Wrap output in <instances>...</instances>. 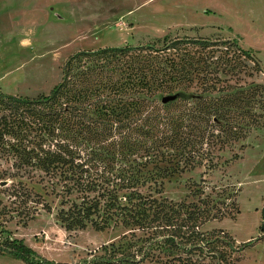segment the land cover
<instances>
[{
    "label": "trees",
    "instance_id": "16d2710c",
    "mask_svg": "<svg viewBox=\"0 0 264 264\" xmlns=\"http://www.w3.org/2000/svg\"><path fill=\"white\" fill-rule=\"evenodd\" d=\"M261 73L249 51L220 38L167 35L146 45L79 52L49 94L0 93V158L14 170L0 180L18 179L8 193L23 219H33L39 206L52 212L24 182L38 177L62 199L58 219L68 231L133 230L86 264H206L194 258L205 242L235 239L200 226L234 215L214 214L203 189L193 193L197 203L170 202L161 197L164 180L213 166L218 148L242 139V115L260 123L264 115L255 110L259 104L264 111V86L255 79ZM176 94L191 98L163 103ZM243 124L246 135L252 123ZM0 253L25 264H61L18 239L0 241Z\"/></svg>",
    "mask_w": 264,
    "mask_h": 264
},
{
    "label": "rangeland",
    "instance_id": "374dc122",
    "mask_svg": "<svg viewBox=\"0 0 264 264\" xmlns=\"http://www.w3.org/2000/svg\"><path fill=\"white\" fill-rule=\"evenodd\" d=\"M167 35L236 42L260 62L262 73L255 81L264 86V0H0V93L31 98L49 94L61 82L64 65L73 55L146 45ZM181 96L178 99L191 98ZM256 106V113L264 115L261 106ZM245 122L252 123L246 135ZM259 122L242 115V139L218 148L213 166L198 165L164 180L162 198L197 203L200 195L193 193L203 189V197L216 205L214 214L223 209L234 215L200 226L201 232L222 230L235 239L229 243L222 234L221 239H211V244L205 242V249L194 256L203 263L219 264L226 257L223 264H264V116ZM10 170L11 164L0 158V178ZM17 181L0 180L1 242L23 240L50 261L86 264L133 231L123 226L97 231L91 225L68 231L58 219L62 199L52 193L50 185L38 183V177L24 182L42 195L52 212L39 206L33 219H23L18 216V200L8 193ZM134 231L139 237L144 235ZM212 247L217 252H210ZM0 264L25 263L0 253Z\"/></svg>",
    "mask_w": 264,
    "mask_h": 264
},
{
    "label": "water",
    "instance_id": "95a60500",
    "mask_svg": "<svg viewBox=\"0 0 264 264\" xmlns=\"http://www.w3.org/2000/svg\"><path fill=\"white\" fill-rule=\"evenodd\" d=\"M178 97H179V95H177V94L176 95H167L163 98V103L164 104L170 103L172 101L177 100ZM262 214H263V225H262L261 229H262V231H264V208L262 210Z\"/></svg>",
    "mask_w": 264,
    "mask_h": 264
}]
</instances>
